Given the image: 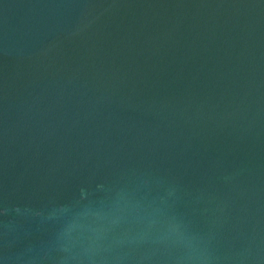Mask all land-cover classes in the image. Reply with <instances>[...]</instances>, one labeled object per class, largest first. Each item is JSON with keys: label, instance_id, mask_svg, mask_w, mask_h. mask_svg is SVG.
Masks as SVG:
<instances>
[{"label": "water", "instance_id": "obj_1", "mask_svg": "<svg viewBox=\"0 0 264 264\" xmlns=\"http://www.w3.org/2000/svg\"><path fill=\"white\" fill-rule=\"evenodd\" d=\"M0 264H264V0H0Z\"/></svg>", "mask_w": 264, "mask_h": 264}]
</instances>
